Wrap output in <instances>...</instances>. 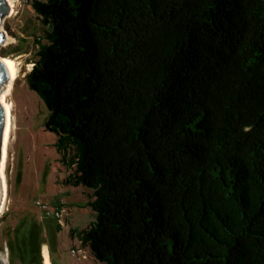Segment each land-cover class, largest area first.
Here are the masks:
<instances>
[{
	"label": "trees",
	"instance_id": "obj_1",
	"mask_svg": "<svg viewBox=\"0 0 264 264\" xmlns=\"http://www.w3.org/2000/svg\"><path fill=\"white\" fill-rule=\"evenodd\" d=\"M32 6L25 78L95 215L70 235L105 264H264V0Z\"/></svg>",
	"mask_w": 264,
	"mask_h": 264
},
{
	"label": "rangeland",
	"instance_id": "obj_2",
	"mask_svg": "<svg viewBox=\"0 0 264 264\" xmlns=\"http://www.w3.org/2000/svg\"><path fill=\"white\" fill-rule=\"evenodd\" d=\"M16 3V12L6 15L1 24L15 36L19 47H16V41L1 43L0 53L16 57L22 64L9 95L14 102V127L7 167L9 198L0 216V257H6L8 264H28L23 256L26 249L24 231L20 227H32L29 224L36 223L42 241L38 247L42 260L43 242H47L52 264H105L92 254L89 247L83 246L77 236L69 233L70 226L82 229L95 218L88 204L90 188L64 180L72 169L60 161L55 147L57 133L46 128L50 110L44 97L31 89L25 78L33 67L30 64L38 58L36 37L42 35L44 38L47 26L35 12L32 0H16ZM43 40L47 42V38ZM62 197L68 212L66 225L58 230L54 213L48 214L41 209L37 200L53 203ZM74 248L81 250L74 252Z\"/></svg>",
	"mask_w": 264,
	"mask_h": 264
},
{
	"label": "bare ground",
	"instance_id": "obj_3",
	"mask_svg": "<svg viewBox=\"0 0 264 264\" xmlns=\"http://www.w3.org/2000/svg\"><path fill=\"white\" fill-rule=\"evenodd\" d=\"M11 5V10L8 15H13L16 12V0H8ZM0 29L6 32V38L2 44H10L12 42L17 41L14 35L8 32L3 25L0 26ZM0 59L5 63L8 73L9 79L6 83L3 84L2 90L0 92V100L3 102L6 110V125L3 134V146H2V156L0 160V179L2 184V196L0 200V216L6 209V204L9 198V181L7 174L8 161L10 157V144L12 140V130L14 127L13 121V100L9 99V95L12 93L13 87L15 85L16 79L19 76V72L21 70V61L13 56H5L0 53ZM33 64H30L32 66ZM43 253V264H52L50 249L47 244L43 245L42 248ZM0 264H8V260L6 257H0Z\"/></svg>",
	"mask_w": 264,
	"mask_h": 264
},
{
	"label": "water",
	"instance_id": "obj_4",
	"mask_svg": "<svg viewBox=\"0 0 264 264\" xmlns=\"http://www.w3.org/2000/svg\"><path fill=\"white\" fill-rule=\"evenodd\" d=\"M11 5L8 0H0V26L4 17L10 13ZM6 32L0 29V44L4 42L6 38ZM9 79V73L5 63L0 59V92L2 86ZM6 125V110L3 102L0 100V160L2 156V146H3V134ZM2 196V184L0 179V200Z\"/></svg>",
	"mask_w": 264,
	"mask_h": 264
},
{
	"label": "built area",
	"instance_id": "obj_5",
	"mask_svg": "<svg viewBox=\"0 0 264 264\" xmlns=\"http://www.w3.org/2000/svg\"><path fill=\"white\" fill-rule=\"evenodd\" d=\"M37 204L40 206L41 209L45 210L48 214L54 213L58 223H60L62 226L66 225V217H67V212H68V207L64 200H62L60 203L55 204V203H48L45 202L42 199L37 200ZM81 250V248H74V252H78ZM85 256H87L85 254Z\"/></svg>",
	"mask_w": 264,
	"mask_h": 264
},
{
	"label": "crops",
	"instance_id": "obj_6",
	"mask_svg": "<svg viewBox=\"0 0 264 264\" xmlns=\"http://www.w3.org/2000/svg\"><path fill=\"white\" fill-rule=\"evenodd\" d=\"M62 200H64L63 199V197L60 199V198H58L57 200H54L53 201V203H55V204H58V203H60ZM58 222V221H57ZM57 222H56V224H57ZM71 227H73V226H71ZM59 228L60 229H62L63 228V226H59ZM44 243V242H43ZM44 244H47L48 245V247H49V244L46 242V243H44Z\"/></svg>",
	"mask_w": 264,
	"mask_h": 264
}]
</instances>
